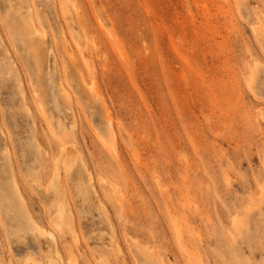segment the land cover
<instances>
[{
  "label": "rangeland",
  "instance_id": "rangeland-1",
  "mask_svg": "<svg viewBox=\"0 0 264 264\" xmlns=\"http://www.w3.org/2000/svg\"><path fill=\"white\" fill-rule=\"evenodd\" d=\"M0 264H264V0H0Z\"/></svg>",
  "mask_w": 264,
  "mask_h": 264
},
{
  "label": "bare ground",
  "instance_id": "bare-ground-1",
  "mask_svg": "<svg viewBox=\"0 0 264 264\" xmlns=\"http://www.w3.org/2000/svg\"><path fill=\"white\" fill-rule=\"evenodd\" d=\"M51 235V234H50ZM50 235H49V237H50ZM52 236V235H51ZM50 238H52V237H50Z\"/></svg>",
  "mask_w": 264,
  "mask_h": 264
}]
</instances>
